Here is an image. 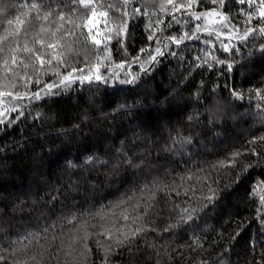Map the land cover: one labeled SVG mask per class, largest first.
Here are the masks:
<instances>
[{"label": "trees", "instance_id": "1", "mask_svg": "<svg viewBox=\"0 0 264 264\" xmlns=\"http://www.w3.org/2000/svg\"><path fill=\"white\" fill-rule=\"evenodd\" d=\"M31 2L0 0V7L16 6L7 15L0 13V23L14 18L21 4ZM102 2L119 6L121 0ZM155 2L159 4L160 0ZM137 4L142 6L139 18L131 19L126 36L113 34L108 43L109 59L102 66L103 72L107 71V66L113 67L118 79H110L107 86L103 81L93 82L90 87L87 82H78L67 90L62 89V96L48 98L43 104L26 100L25 103L37 104L38 111L44 114L42 120L33 122L31 117L17 120L15 114L9 113L3 118L5 123H0V211L5 214L0 218V264H66L68 257L64 252L79 250L84 243L89 248L88 264H102L105 238L101 226L115 224L119 227L124 223L120 220L121 209H128L130 215H135L131 206L147 200L146 193L141 195L140 186L153 177L169 189H176L183 177L185 186L194 185V190L204 195L208 194L210 186L217 190L218 201L201 216L198 231L207 243L197 248L190 246L191 229L163 231L176 222L179 209L173 211L175 205L192 197V193L185 195L181 191L177 196L176 191L169 194L162 186L152 188L155 197L150 203L154 207L145 221L155 230L146 231L134 246L139 249L135 252L136 264H200V261H210L230 243V264H255L257 257L251 252L249 242L262 238L264 221L256 213V203L247 198V192L253 182L264 178V123L254 116L259 103L254 89L264 84V54L260 53L256 42L264 41L259 32L247 42L237 41L233 36L232 48L226 52L221 41L228 43L229 38L220 36L219 32L233 31V24L243 32L247 27H258L260 20L253 17L246 24V17L237 15L236 0H227V10L231 14L228 22L216 32H197L191 37L196 21L186 17V21L175 28L177 32L188 31L190 36L180 46L179 54H173L177 46L171 44L172 52L165 49L151 72L142 73L140 79L129 84L123 82L126 74L140 72L138 62H132V57L140 55L145 59L148 55L147 48L143 54L138 53V49L145 45L152 49L158 46L155 40L147 39L144 0H137ZM211 7L219 8V5H213L212 0H203L200 5L201 10ZM244 7H248L247 2ZM176 15L179 18L180 13ZM152 18L155 20L156 15ZM168 19L170 15L165 17ZM65 24L71 27L67 21ZM75 31L76 36L68 39L83 41L84 37L79 35L81 29ZM83 31L86 34L87 28ZM206 40L213 43L205 44ZM88 45V60L83 51L69 53L71 67L83 69L84 74L87 72L84 66L94 63L97 55L94 43L89 40ZM253 45L255 51H252ZM102 49L103 46L101 56L105 55ZM197 56L201 59L196 60ZM213 57L224 63H217ZM204 59L214 67L203 64ZM120 60L127 61L128 65L118 67ZM229 60L232 61L231 69L227 64ZM47 79H53L51 73L47 74ZM29 87L35 91V86ZM234 88L243 92V100L231 95ZM217 101L223 102L227 115L216 113L215 126H212L208 123L206 109ZM117 105L127 107L113 112ZM36 110L33 109V115ZM84 116L88 119H83ZM189 116L193 117L191 121ZM77 124L81 127L73 130ZM189 134L194 137L190 148L173 143L178 136ZM252 137L257 139L253 141ZM121 141L131 152L142 149L144 158L153 162L151 167L135 174L129 169L111 178L106 176L110 169L92 171L91 165L83 167L87 154L95 152L104 156L120 147ZM248 148L257 151H244ZM233 151L241 152L242 162L252 165L239 179L240 169L222 168L217 163L230 158ZM69 162L81 166L69 167ZM97 175L104 182L98 181L92 187V177ZM205 176L209 179L204 180ZM41 196L44 200H38L39 207L55 197V207L59 211L50 218L47 214L40 215L36 206L29 208L32 199ZM197 199L193 198V203ZM20 201L25 202L23 211L9 213L12 203ZM199 202L204 203L203 200ZM143 209L140 203L139 210ZM69 213L80 215V219L60 222L59 218L68 217ZM85 225L87 231L83 230ZM84 236H87L86 241L81 239ZM180 245L185 246L179 248ZM259 251L257 244L256 253ZM130 260L127 248H113L108 264H130Z\"/></svg>", "mask_w": 264, "mask_h": 264}, {"label": "snow or ice", "instance_id": "2", "mask_svg": "<svg viewBox=\"0 0 264 264\" xmlns=\"http://www.w3.org/2000/svg\"><path fill=\"white\" fill-rule=\"evenodd\" d=\"M236 2L239 5L237 15L246 17V24L251 22L253 17L259 18L260 24L256 28L247 27L243 32L235 24L231 25L233 29L231 32L220 31V36L229 38L228 43L221 41V47L226 52L232 48L231 40L233 36L237 41L247 42L250 37H254L259 32L261 41H264V0H236ZM245 2H247V8L244 7ZM202 3L203 0H160L159 4H157L155 0H144L143 15L147 17V22L144 25L148 30L147 39L149 41L155 40L158 46L152 49L150 45H145V47L138 49V53L143 54L147 48L148 55L145 59H141L140 55L132 57V62H138L140 72L126 74L124 83L133 84L140 79L142 73L151 72L158 57L164 55L165 49L168 52H172L171 44L174 43L177 46V50L173 54H179L180 46L190 36L188 31L177 32L175 28L184 23L186 17L196 21L195 26L191 28V37H195L197 32H216L223 24L228 22L231 14L227 10V0H212L213 5H219V8L211 7L204 10L200 9ZM14 7H16L14 4H5L0 7V13L7 15L10 9ZM141 7V5L137 4V0H121L119 6L116 3L105 4L102 0H32L31 3L21 4L19 9H24V11L18 9L14 18L9 17L0 23V27L3 29L0 32V123H5L3 118L9 113L15 114L17 120L29 117L32 118L33 122L42 120L44 114L38 111L37 104L25 103L26 100L43 104L48 98L62 96L64 94L62 89L67 90L75 83L87 82L90 87L93 82L98 84L103 81L105 86H107L110 79L112 81L118 79L119 77L114 74L113 67L107 66V71H102L104 61L109 59L108 53L110 50L108 43L112 41L114 33L117 37L121 34L127 35L130 21L133 17L139 18ZM177 12L180 13L179 18L176 15ZM153 14L156 15L155 20L152 18ZM168 15L171 16V19L165 20ZM65 21L71 27H67ZM199 21H203V23H199ZM53 22H55V26H53ZM102 23L103 27L101 28ZM76 28L81 29L79 35L84 37L83 41L68 39L70 36H76ZM84 28H87L86 34L83 31ZM161 33L166 34L161 35ZM89 40L96 46L97 55L94 63L84 66L87 69L86 74H84L83 69L71 67L69 53L83 51L85 60H88ZM211 43H213L211 40L205 41V44ZM256 43L259 44L260 53L264 54V42L257 41ZM101 46H103L102 50L105 53L103 56L99 55ZM252 51H255V45H253ZM207 55H211V53H207ZM195 59L200 60L201 57L197 56ZM213 59L217 63H224L223 60L216 57H213ZM202 63L209 68L214 67L207 59L202 60ZM227 64L229 69H231L232 61L229 60ZM127 65L128 62L125 60L118 62V67ZM68 67H70V70H64ZM49 73L53 77L51 80L47 79V74ZM109 73H112V75H109ZM30 85L35 86V91L31 90ZM214 90L215 86L213 87ZM251 91L252 89H250ZM254 91L256 99L259 101L256 104L257 111L254 116L261 123H264V84L255 88ZM231 95L239 100L244 98L243 92L235 88L232 90ZM6 104L8 105L7 107L5 106ZM222 105L223 102L217 101L206 109L209 112L208 123L212 126H215L216 113L227 115ZM122 107H127V105H117L113 112ZM33 109H37L35 115H33ZM197 115L199 116V114ZM83 119L87 120L88 117L84 116ZM192 119V116L188 117L189 121ZM9 123H11V119ZM80 127L81 125L79 124L74 125L73 130ZM256 139V137H252L253 141ZM177 142L180 143L182 148H190L194 142V137L191 134L188 136L181 135L173 140V143ZM244 151L256 152L257 150L248 148L244 149ZM152 163L151 160L144 158L142 149L131 152L125 147V142L121 141L120 147H116L114 152L106 153L104 156H100L95 152L87 154L84 157L83 167L87 168L88 165H91L92 171H96L98 168L110 169L106 176L111 178L129 169L135 174L146 167H151ZM217 163L222 168L235 167L240 169L237 173L238 179L242 173L252 166L246 161L242 162V154L239 151L231 152L230 158L217 161ZM80 166L69 162V167ZM191 175L192 173L189 172L188 177L191 178ZM203 179L208 180L209 177L205 176ZM197 180L199 181L200 178L197 177ZM98 181L100 183L104 182L100 180L99 175L92 177V187H95ZM161 186L156 177H153L150 182L146 181L140 187L141 195L143 196L146 193L147 200H141L136 205L131 206L132 211L136 214L130 215L128 209H121L120 220L124 221V223H120L119 227H115V224L108 227L101 226V231L105 238L103 246L105 260L102 261V264H108L109 255L113 248H127L131 258L130 264H136L135 252H138L139 249L134 248V246L146 231L155 230L151 223L145 221V217L154 207V204L150 203V201L154 200L155 192L151 191V189ZM162 187L169 194L172 191H176L177 196L180 195L181 191H184L185 195L188 192L192 193V197L175 205L173 211L176 208L179 209L176 214V222L163 231L191 229L189 233L190 246L203 248L207 241L198 231L200 228L199 221L201 216L206 214L209 207H215L218 201L217 190L209 186L207 195L197 193L194 190V185H184L183 177L176 189H169L167 185ZM69 188H72L71 184ZM196 197H198L197 202L193 203V198ZM247 198L256 203V213L264 221V178L253 182L252 187L247 192ZM38 200L42 201L44 197L33 198L32 204L29 206L30 210L32 206H36L40 215L47 214L49 218L59 211L55 207V197L48 201L44 207L38 206ZM200 200H203L204 203H200ZM140 203L144 205L143 211L139 210ZM24 204V201L12 203L8 212L23 211ZM4 215V212L0 211V218L4 217ZM59 219L60 222H64L66 219L78 221L80 215L69 213L68 217ZM129 221H131V224L128 223ZM132 225L135 226L133 227ZM83 230L87 231L86 225ZM239 231L240 229L237 230V236ZM261 237L258 242H249L251 252L257 257L255 264H264V232L261 233ZM81 239L86 241L87 236L81 237ZM235 239L236 237H233V240ZM257 244L260 246L259 253H256ZM184 246L180 245L179 248ZM69 247L71 248V246ZM231 249L232 244L230 243L225 249L218 252L215 257L211 258L210 261H200V264H230ZM88 254L87 243H84L79 250L72 249L64 252V255L68 257L66 264H88ZM180 254V251L177 250V255Z\"/></svg>", "mask_w": 264, "mask_h": 264}]
</instances>
